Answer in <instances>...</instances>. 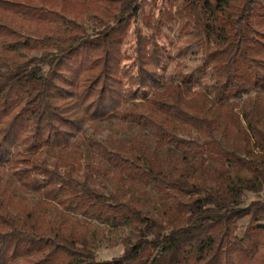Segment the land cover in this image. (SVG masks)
Returning <instances> with one entry per match:
<instances>
[{
  "label": "trees",
  "instance_id": "16d2710c",
  "mask_svg": "<svg viewBox=\"0 0 264 264\" xmlns=\"http://www.w3.org/2000/svg\"><path fill=\"white\" fill-rule=\"evenodd\" d=\"M139 11V0H0V264H264V199L245 204L264 192V100L235 111L264 93V0H185L170 17L179 37L206 41L208 86L164 80L172 52L157 35L138 31L137 73L125 67ZM86 13L105 22L93 35ZM129 122L186 153L174 177L139 139L108 156L115 176L163 193L166 214L175 202V224L44 158L77 152L87 126ZM187 127L202 141L180 138ZM89 218L131 228L123 255L98 259Z\"/></svg>",
  "mask_w": 264,
  "mask_h": 264
},
{
  "label": "rangeland",
  "instance_id": "374dc122",
  "mask_svg": "<svg viewBox=\"0 0 264 264\" xmlns=\"http://www.w3.org/2000/svg\"><path fill=\"white\" fill-rule=\"evenodd\" d=\"M185 0H139L140 11L134 19L132 27L129 31V37L123 47L127 57L124 64L126 68L137 73V32L141 33L146 38H151L155 35L161 43V47L167 52H172L170 58L165 61L161 68V77L164 80L181 82L180 74L194 76L198 81L201 80L203 85H211L214 82V75L211 69L206 68L207 43L204 39H195L187 41L192 36L187 35L179 37L176 33L178 24H167L170 17H177L178 10L181 9ZM103 18L105 15L100 12ZM85 25L90 34H94L105 25V22L100 21V18L95 17L90 13L85 14ZM161 30V33L158 31ZM195 92L202 90L198 84L193 86ZM204 91V90H203ZM144 92L140 94L142 98ZM264 100V93L252 92L245 96L244 99L237 101L239 108L235 111L241 113L244 109V101ZM180 138L190 142H201V135L195 130L184 128L179 132ZM82 145L77 152H73L66 159L59 157V154L44 153V158L49 162H60L62 165H74L81 169L83 173L89 175L100 189L107 192H116L128 197L142 201L146 210L150 211L158 219H162L166 225L172 222L171 217L177 212V206L174 201H169L171 211L168 214L163 207V193L155 191L150 186L139 182H129L115 176L117 168L109 162L108 156L110 152L127 153L129 145L134 139H139L147 149L158 157L160 163H164L168 168L172 177L178 174L181 170L188 167V163H179L178 159L186 154L185 151H170L166 144L160 143L156 135L148 132V130L129 122L123 125L122 128H113L108 123H100L95 126H87L85 133L80 136ZM207 155V154H206ZM264 199V192L261 194L248 193L245 199V204L252 201ZM70 213L63 210L61 207L54 211L55 216L66 219L65 214ZM79 217H83L79 215ZM87 219V218H85ZM88 220V219H87ZM89 221L99 230L96 233L97 244L94 252L99 260H109L119 258L125 253L126 247L132 243L131 228L120 226L118 228L109 227L97 222L95 219ZM247 222L240 224L237 231L239 236H242L246 229Z\"/></svg>",
  "mask_w": 264,
  "mask_h": 264
}]
</instances>
